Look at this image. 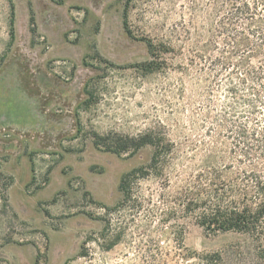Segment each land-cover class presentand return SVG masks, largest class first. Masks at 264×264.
Instances as JSON below:
<instances>
[{"label": "rangeland", "instance_id": "1", "mask_svg": "<svg viewBox=\"0 0 264 264\" xmlns=\"http://www.w3.org/2000/svg\"><path fill=\"white\" fill-rule=\"evenodd\" d=\"M218 1L0 0V264H264L249 235L207 233L170 209L156 178L124 200L123 175L149 165L152 147L94 145L155 128L196 172L197 147L213 143L196 43L226 17ZM144 39L161 51L155 73L140 67L152 60Z\"/></svg>", "mask_w": 264, "mask_h": 264}, {"label": "trees", "instance_id": "2", "mask_svg": "<svg viewBox=\"0 0 264 264\" xmlns=\"http://www.w3.org/2000/svg\"><path fill=\"white\" fill-rule=\"evenodd\" d=\"M218 2L219 13L227 5L226 17L212 42L196 43L198 80L210 83L211 117L203 121H211L207 136L213 139L197 147L203 159L196 172L179 167L174 143L155 128L135 137L96 134L94 145L117 156L152 147L149 165L123 175L119 190L124 200L131 198L133 183L156 178L164 190L159 197L170 209L194 214L207 233L249 235L264 261V0ZM143 41L152 60L140 67L155 73L161 51L152 40ZM221 140L229 143L228 152L220 149Z\"/></svg>", "mask_w": 264, "mask_h": 264}, {"label": "water", "instance_id": "3", "mask_svg": "<svg viewBox=\"0 0 264 264\" xmlns=\"http://www.w3.org/2000/svg\"><path fill=\"white\" fill-rule=\"evenodd\" d=\"M40 118V117H39ZM41 119V118H40ZM3 122H4V117L3 116H1L0 117V128H2V129H4V130H6V129H9V128H5V125L3 124ZM52 124H55L54 125V127L53 126H51V127H53V128H55L56 130H60L61 129V125L60 124H57V123H52ZM51 124V125H52ZM2 125V126H1ZM47 125V124H46ZM45 125V126H46ZM44 126V125H43ZM41 130V129H40ZM44 134H45V132H43Z\"/></svg>", "mask_w": 264, "mask_h": 264}, {"label": "flooded vegetation", "instance_id": "4", "mask_svg": "<svg viewBox=\"0 0 264 264\" xmlns=\"http://www.w3.org/2000/svg\"><path fill=\"white\" fill-rule=\"evenodd\" d=\"M100 1V0H99ZM60 5H62V4H60Z\"/></svg>", "mask_w": 264, "mask_h": 264}]
</instances>
